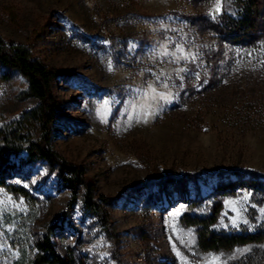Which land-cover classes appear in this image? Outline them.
I'll return each mask as SVG.
<instances>
[{"label":"rangeland","instance_id":"374dc122","mask_svg":"<svg viewBox=\"0 0 264 264\" xmlns=\"http://www.w3.org/2000/svg\"><path fill=\"white\" fill-rule=\"evenodd\" d=\"M222 12L236 17L237 0H0L4 38L74 72L54 82L52 145L113 197L102 205L112 233L82 190L62 221L70 189L44 160L21 161L7 181L28 195L0 185V264H31L52 223L57 250L85 264H264V240L201 250L181 221L186 202L164 185L185 176L205 215L231 170L264 178V27L231 41L212 27ZM36 104L25 77L0 65V126ZM222 204L214 229L264 228L248 188Z\"/></svg>","mask_w":264,"mask_h":264},{"label":"trees","instance_id":"16d2710c","mask_svg":"<svg viewBox=\"0 0 264 264\" xmlns=\"http://www.w3.org/2000/svg\"><path fill=\"white\" fill-rule=\"evenodd\" d=\"M237 5L236 17L222 12L217 15L215 21H211L212 27L231 41H242L264 27V0H237ZM0 65L15 69L23 75L28 82L29 93L37 99V104L24 111L19 119L0 126V185L27 196L28 191L23 186L8 182V176L11 171H16L21 161L33 163L39 159L44 160L48 169L55 172L62 184L72 193L61 220L70 218V209L74 207L78 193L82 190L83 207L97 215L105 229L112 233L108 213L102 205L111 204L113 197L96 195L94 182L86 174L84 166L67 159L52 145V124L60 105L54 82L56 78H67L74 72L50 66L35 56L28 45L7 40L1 34ZM32 124L35 126L34 130L30 128ZM22 150H25V157H20V162L16 164L12 156L20 155ZM231 171L234 174L233 178L220 181L214 187L215 199L205 215L194 211L201 198H192L186 194L188 179L185 176L165 179L164 185H173L178 190L179 197L186 202L187 209L181 215V221L196 227L197 245L201 250H230L239 245L264 240V228L257 231L244 228L230 231L213 228L223 207V197L234 195L242 188H248L264 201V178L260 173L250 169ZM57 227L56 223L48 225L43 236L37 240V252L31 264H85L83 260L65 257L57 250L53 240Z\"/></svg>","mask_w":264,"mask_h":264},{"label":"snow or ice","instance_id":"6c2138e0","mask_svg":"<svg viewBox=\"0 0 264 264\" xmlns=\"http://www.w3.org/2000/svg\"><path fill=\"white\" fill-rule=\"evenodd\" d=\"M220 11V9L219 8H217V12H219Z\"/></svg>","mask_w":264,"mask_h":264}]
</instances>
